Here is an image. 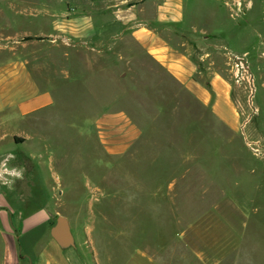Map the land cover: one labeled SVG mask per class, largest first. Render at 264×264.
<instances>
[{
	"label": "rangeland",
	"instance_id": "rangeland-1",
	"mask_svg": "<svg viewBox=\"0 0 264 264\" xmlns=\"http://www.w3.org/2000/svg\"><path fill=\"white\" fill-rule=\"evenodd\" d=\"M163 6L219 45L215 65L233 87L241 132L137 41L134 30L156 25ZM8 46L41 83L56 79L63 100L40 126L57 155L43 175L51 187L31 189L18 207L46 208L53 224L66 216L72 246L91 255L93 248L99 264H207L213 237L230 246L227 264H257L252 252L238 259L236 250L243 219L253 233L261 223L255 207L264 204V190L250 189L254 198L245 199L240 189L264 182V0H0V53ZM233 56L248 67L254 90L236 81ZM99 66L110 67L107 80L95 77ZM68 70L83 83L67 82ZM100 87L140 128L124 154L110 155L99 142ZM24 127L34 132L29 121ZM13 176L2 184L11 186Z\"/></svg>",
	"mask_w": 264,
	"mask_h": 264
},
{
	"label": "crops",
	"instance_id": "crops-1",
	"mask_svg": "<svg viewBox=\"0 0 264 264\" xmlns=\"http://www.w3.org/2000/svg\"><path fill=\"white\" fill-rule=\"evenodd\" d=\"M175 13L168 6H163L157 13L156 25L138 27L133 34L156 61L210 108L220 121L241 132L243 118L233 96V87L215 65L214 55L219 45L212 43L210 38L199 37L202 31L180 22L179 14L174 16ZM9 47L0 53V165L7 158L8 167L17 174L13 176L11 186L2 184L0 180V264H99L93 248H90L91 255L87 248L64 247L53 238L52 214L46 208L26 211L18 207L21 201L32 199L31 189L51 187L43 175L47 173L46 165L47 168L54 166L56 154L50 147L47 132H41L40 126L51 122L55 111L63 109V100L58 96L60 90L55 78V81L41 83L35 77L29 60ZM102 49L99 47L98 50ZM99 55L101 60L105 59L103 54ZM64 56L66 60L70 59L69 54ZM114 62L116 65L118 61L115 59ZM103 67H97L94 75L105 80L110 67ZM69 70L67 82L83 83L85 77L78 70L76 73ZM101 87L95 100L100 111L93 123L103 149L110 155H121L138 140L141 131L126 112L117 109L118 98L104 99L106 90L102 91ZM27 121L34 130L31 135H26L24 126ZM7 125L12 127V131L7 129ZM59 135L64 136V133ZM15 137L19 140L16 141ZM28 139L36 144L29 147ZM49 171L53 173L51 169ZM243 186L240 189L245 199L251 198V190H264V182L253 181L250 186ZM244 198L240 201L245 203ZM257 204L260 207H255V213L261 223L255 224L252 233L247 220L243 219L236 251L238 259L249 251L254 254L257 264H264V204ZM246 237L250 241L253 239L251 244H245ZM229 248L228 245L214 243L213 237L212 244L207 246L208 253L213 254L207 257V264H227ZM218 254L221 257L216 258Z\"/></svg>",
	"mask_w": 264,
	"mask_h": 264
},
{
	"label": "built area",
	"instance_id": "built-area-1",
	"mask_svg": "<svg viewBox=\"0 0 264 264\" xmlns=\"http://www.w3.org/2000/svg\"><path fill=\"white\" fill-rule=\"evenodd\" d=\"M232 62V71L234 73V77L238 83H243L248 87L251 91L253 88V80L250 77V73L248 67L245 65L243 59L240 56L231 57ZM8 159H4L0 165V178L1 181L7 180L10 176L16 175L15 170L11 169L7 165Z\"/></svg>",
	"mask_w": 264,
	"mask_h": 264
},
{
	"label": "water",
	"instance_id": "water-1",
	"mask_svg": "<svg viewBox=\"0 0 264 264\" xmlns=\"http://www.w3.org/2000/svg\"><path fill=\"white\" fill-rule=\"evenodd\" d=\"M51 234L53 238L64 247L72 245L74 242L70 221L64 215H60L56 218L51 228Z\"/></svg>",
	"mask_w": 264,
	"mask_h": 264
}]
</instances>
